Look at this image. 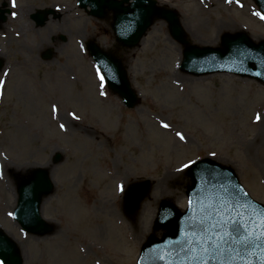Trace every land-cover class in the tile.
Masks as SVG:
<instances>
[{"label":"rangeland","instance_id":"rangeland-1","mask_svg":"<svg viewBox=\"0 0 264 264\" xmlns=\"http://www.w3.org/2000/svg\"><path fill=\"white\" fill-rule=\"evenodd\" d=\"M157 2L178 12L188 42L190 33L206 40L219 26L227 29L218 46L224 33L245 31L256 43L264 40V20L253 15V0H241L243 7L235 0ZM38 9L47 10L43 25L34 18ZM11 10L16 15L4 13L0 23V231L20 243L21 264H135L160 201L186 203L190 179L178 169L190 159L210 157L230 166L264 204L261 83L231 73L182 72L184 47L164 20L154 21L137 46L123 49L114 39L110 11L93 18L77 0H16ZM89 41L120 49L136 106L123 105L105 83L101 88L85 51ZM45 53L51 57L43 59ZM38 166L48 168L52 179L40 203L51 231L27 236L8 213L20 179ZM147 177L153 183L149 195L132 217L125 215L120 186Z\"/></svg>","mask_w":264,"mask_h":264},{"label":"water","instance_id":"water-1","mask_svg":"<svg viewBox=\"0 0 264 264\" xmlns=\"http://www.w3.org/2000/svg\"><path fill=\"white\" fill-rule=\"evenodd\" d=\"M80 7L89 6L90 14L103 18L112 12L115 39L123 47H133L150 27L155 18H165L170 25L172 36L185 44L178 16L174 11L157 7L155 0H78ZM124 3L126 5H124ZM264 10V0H256ZM43 22V17H39ZM134 21L124 31V26ZM222 48L186 47L181 69L193 74H208L219 70L233 71L239 75L255 78L264 84V41L255 44L244 33L225 35ZM88 51L93 60L112 69L105 74L109 88L123 96L129 106L136 102L130 89L127 71L121 61L110 51L106 52L91 43ZM244 53V54H241ZM259 73V75H257ZM192 183L188 187V201L193 203L185 212H178L172 202L161 201L154 230L163 229L157 238L153 233L142 244L137 264H264L257 259L261 251L255 243L242 245L239 241L243 231L236 232L231 226H215L226 219L243 220L252 217L247 227L255 225L264 205L255 202L241 187L238 178L228 166H222L209 159H201L190 168ZM18 203L14 218L21 227L34 234L50 232L49 225L40 215L42 197L47 195L53 185L46 170L36 168L29 176L18 183ZM151 182L147 179L132 184L125 191L126 209L129 214L137 211L140 202L147 196ZM255 214V215H254ZM227 234V235H226ZM224 237L223 239H221ZM212 239V245L208 240ZM0 246V259L5 264H21L18 247L8 237ZM219 244L217 248L216 245ZM207 249V251H205ZM162 257V259H161Z\"/></svg>","mask_w":264,"mask_h":264},{"label":"snow or ice","instance_id":"snow-or-ice-1","mask_svg":"<svg viewBox=\"0 0 264 264\" xmlns=\"http://www.w3.org/2000/svg\"><path fill=\"white\" fill-rule=\"evenodd\" d=\"M229 3L232 2V0H228ZM236 4H238L239 6L243 7V5L241 4V0H235ZM12 6L15 7L16 6V0H12ZM13 15L15 16L16 14L13 13ZM253 15L259 17L261 20H264V10H259V11H254ZM134 23V21H129V23H127L124 26V31H127L132 24ZM83 47V46H82ZM244 54V53H241ZM104 71H101V65H97V76L101 82V88H103L104 83H105V74H111L112 73V69L109 68L107 65H104ZM4 76H7L8 73L5 72L3 74ZM257 75H259V73H257ZM5 85V80L3 78H0V95L3 94L2 90L4 88ZM104 92H101V95H104ZM53 112H56L57 109L55 106H53L52 109ZM70 115H72L73 119L78 120L79 117L76 116L74 113H71ZM261 117L258 114L256 116V120L260 121ZM161 126L165 129L169 128L170 125L168 123H165L163 121H161ZM65 127V125L61 124L60 128L63 129ZM176 136L179 137L180 140H185V136L184 134L177 132ZM213 156H215V153H212ZM197 164V160H192L190 159L187 163H184L182 165V167L180 169H178V171H183L184 169H189L191 168L193 165ZM123 185L120 186V191H123ZM192 201L189 200V206L192 205ZM9 216H13L14 213L13 212H9L8 213ZM255 215V214H254ZM252 221V217H248L247 220H243L240 218V216L238 215L235 219L229 218L226 219L222 222V225L220 223H218L215 227L219 228L221 226L227 227V226H231V229L233 231L236 232H240L243 231L244 235L240 238V243L242 245H251L253 242L255 243V246L257 249H259L261 251V254L259 256H257V259L264 262V211H261L257 221L255 223V225H253L251 228L247 227V225H249ZM227 235V234H226ZM224 237H222L221 239H223ZM208 244L211 246L212 245V239L210 238L208 240ZM216 247H219V244L216 245ZM205 251H207V249H205ZM162 259V257H161ZM0 264H3V261H0Z\"/></svg>","mask_w":264,"mask_h":264},{"label":"bare ground","instance_id":"bare-ground-1","mask_svg":"<svg viewBox=\"0 0 264 264\" xmlns=\"http://www.w3.org/2000/svg\"><path fill=\"white\" fill-rule=\"evenodd\" d=\"M7 2L6 0H1L0 1V8H2L3 5H5ZM4 7V6H3ZM13 13H11L12 15ZM13 16V15H12ZM225 29H227L225 26H219L217 28V32H216V35L215 36H212V37H208L206 40L202 39V38H199L198 36L194 35L193 33H190L189 36V42H191L192 44H198V45H212V46H218V39H219V35L221 32H223ZM233 29V28H231ZM43 42V41H42ZM45 44V43H44ZM43 45V44H42ZM42 45H39V47H37L36 49L42 47ZM119 52V51H118ZM258 137V136H257ZM4 167L7 165L3 164Z\"/></svg>","mask_w":264,"mask_h":264}]
</instances>
